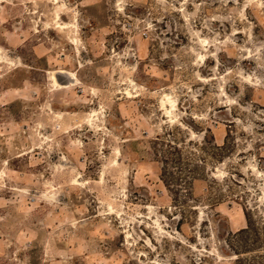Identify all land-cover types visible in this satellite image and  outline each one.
<instances>
[{
    "label": "rangeland",
    "instance_id": "1",
    "mask_svg": "<svg viewBox=\"0 0 264 264\" xmlns=\"http://www.w3.org/2000/svg\"><path fill=\"white\" fill-rule=\"evenodd\" d=\"M259 254L264 0H0V264Z\"/></svg>",
    "mask_w": 264,
    "mask_h": 264
},
{
    "label": "trees",
    "instance_id": "2",
    "mask_svg": "<svg viewBox=\"0 0 264 264\" xmlns=\"http://www.w3.org/2000/svg\"><path fill=\"white\" fill-rule=\"evenodd\" d=\"M246 216H247V222H248V226L247 228L245 229H242L240 231H238L236 234H234L232 237H233V240L237 241V238L239 237L240 234H250L251 236H253L252 234H256V236L258 235L257 233H251L253 232L252 231V228H251V221H250V218H249V214L246 212ZM249 235V236H250ZM259 236H257L258 238ZM233 247V246H232ZM236 248H238V246L236 245ZM234 250L236 251V249L234 248ZM242 254V252H237V255L238 257H240V255ZM239 263L238 264H264V254H259V255H254L250 258H239Z\"/></svg>",
    "mask_w": 264,
    "mask_h": 264
},
{
    "label": "flooded vegetation",
    "instance_id": "3",
    "mask_svg": "<svg viewBox=\"0 0 264 264\" xmlns=\"http://www.w3.org/2000/svg\"><path fill=\"white\" fill-rule=\"evenodd\" d=\"M59 71H61V70H57V71H55V73L58 74V73H60Z\"/></svg>",
    "mask_w": 264,
    "mask_h": 264
},
{
    "label": "bare ground",
    "instance_id": "4",
    "mask_svg": "<svg viewBox=\"0 0 264 264\" xmlns=\"http://www.w3.org/2000/svg\"><path fill=\"white\" fill-rule=\"evenodd\" d=\"M69 75H72V73H69ZM72 80V79H71ZM58 82V80H56Z\"/></svg>",
    "mask_w": 264,
    "mask_h": 264
}]
</instances>
